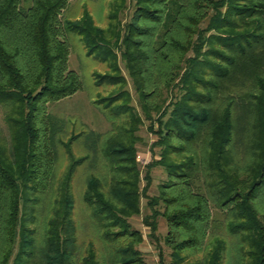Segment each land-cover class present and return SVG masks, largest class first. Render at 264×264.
Returning <instances> with one entry per match:
<instances>
[{"label":"trees","instance_id":"16d2710c","mask_svg":"<svg viewBox=\"0 0 264 264\" xmlns=\"http://www.w3.org/2000/svg\"><path fill=\"white\" fill-rule=\"evenodd\" d=\"M71 1L0 0V264H146L142 199L170 264H264V0H100L101 26L65 16ZM69 35L116 90L94 101L106 134L49 114L82 90ZM119 56L158 137L144 187ZM153 167L168 180L149 197Z\"/></svg>","mask_w":264,"mask_h":264},{"label":"rangeland","instance_id":"374dc122","mask_svg":"<svg viewBox=\"0 0 264 264\" xmlns=\"http://www.w3.org/2000/svg\"><path fill=\"white\" fill-rule=\"evenodd\" d=\"M32 0H24L26 6L31 4ZM131 1V0H130ZM84 9H88L98 25H103L105 22L104 14L107 12L103 7L100 0H72L65 16H82ZM124 23L129 19V11L125 12V16L122 15ZM69 43L71 48L69 58V68L78 73L82 83V90L73 95L70 98L60 100L48 105L49 114L58 122L65 123L71 121L76 123L80 129H86L88 131H94L99 134H106L112 130V124L107 120L104 113L96 107L94 101L100 97L107 96L109 92L116 91L115 89L108 88H96L94 82V74H105L107 68L105 65L100 64L91 57L87 56V51L84 47L81 38L75 35H69ZM119 66L123 76L127 83L125 89L129 91L132 97V106L136 109L137 114L144 120V125L139 127L137 133L138 138L141 139L137 143V163L141 172L142 187L146 186L144 177L148 167L153 166L156 159L159 158L160 148L155 146V142L158 137L155 136L150 130L153 122L148 121L141 111L139 104V96L137 95L133 82L126 70L124 61L119 56ZM157 116L153 115V120H156ZM157 124L155 123V127ZM0 126L4 136L9 137V131L5 123V112L0 106ZM64 168V167H63ZM83 173V172H82ZM84 174V173H83ZM151 185L148 190L149 197H155L159 195L160 186L165 184L168 180L167 173L162 167H153L150 171ZM141 216L134 217L131 220L133 227L141 231L144 236V242L140 246L143 259L146 264H160L159 253L160 250L164 254V264H170L172 250L163 242V237L167 233V222L164 218H158L159 230L157 236L160 238L159 247L155 242L149 238L150 229L144 225L143 219L151 215V210L148 207V200L142 199L141 201ZM83 215V214H82ZM81 215V218H83Z\"/></svg>","mask_w":264,"mask_h":264}]
</instances>
